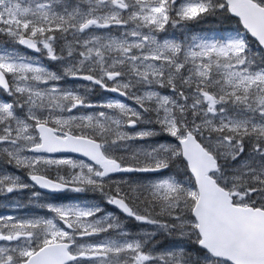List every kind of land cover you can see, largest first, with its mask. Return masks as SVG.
<instances>
[{"label":"snow or ice","instance_id":"6c2138e0","mask_svg":"<svg viewBox=\"0 0 264 264\" xmlns=\"http://www.w3.org/2000/svg\"><path fill=\"white\" fill-rule=\"evenodd\" d=\"M0 264H264V0H0Z\"/></svg>","mask_w":264,"mask_h":264}]
</instances>
